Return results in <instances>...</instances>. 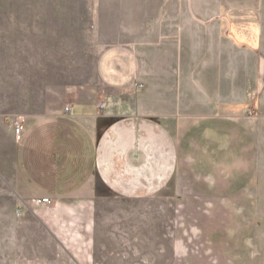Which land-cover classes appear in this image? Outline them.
Returning <instances> with one entry per match:
<instances>
[{"label":"crops","instance_id":"1","mask_svg":"<svg viewBox=\"0 0 264 264\" xmlns=\"http://www.w3.org/2000/svg\"><path fill=\"white\" fill-rule=\"evenodd\" d=\"M30 15L0 7V264H96L101 207L164 201L210 178L226 184V134L203 132L223 120L254 123L208 98L205 57L156 55L149 67L130 43L108 45L95 56V88L57 90L37 76L34 26L15 19ZM172 28L155 27L158 47ZM176 28V47L196 45L199 30ZM253 155L252 180L261 168Z\"/></svg>","mask_w":264,"mask_h":264},{"label":"rangeland","instance_id":"2","mask_svg":"<svg viewBox=\"0 0 264 264\" xmlns=\"http://www.w3.org/2000/svg\"><path fill=\"white\" fill-rule=\"evenodd\" d=\"M0 7L35 10L15 19L34 26L36 73L53 89L95 88L98 51L130 43L149 67L156 55L205 57L208 98L226 105L228 118L254 123L223 120L203 132L226 134L224 186L210 178L164 201L101 207L96 264H264V0H0ZM163 24L173 31L158 47L154 29ZM187 24L200 38L178 48L171 37ZM253 153L261 168L252 180Z\"/></svg>","mask_w":264,"mask_h":264},{"label":"built area","instance_id":"3","mask_svg":"<svg viewBox=\"0 0 264 264\" xmlns=\"http://www.w3.org/2000/svg\"><path fill=\"white\" fill-rule=\"evenodd\" d=\"M65 111L68 112V109L66 108ZM11 124L13 127V133H14L15 139L16 141H19L23 133V122L21 119H15V120H12ZM41 203L48 204L49 201L47 199H43Z\"/></svg>","mask_w":264,"mask_h":264}]
</instances>
